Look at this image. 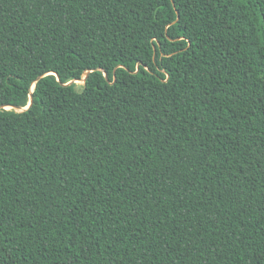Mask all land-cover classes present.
<instances>
[{"label":"trees","instance_id":"obj_1","mask_svg":"<svg viewBox=\"0 0 264 264\" xmlns=\"http://www.w3.org/2000/svg\"><path fill=\"white\" fill-rule=\"evenodd\" d=\"M0 264H264V0H0Z\"/></svg>","mask_w":264,"mask_h":264},{"label":"water","instance_id":"obj_2","mask_svg":"<svg viewBox=\"0 0 264 264\" xmlns=\"http://www.w3.org/2000/svg\"><path fill=\"white\" fill-rule=\"evenodd\" d=\"M89 73H90V71H86L85 74H84V77H83L82 79L75 80V82H77V81L83 82V81L88 77ZM104 75L106 76V73H104ZM71 82H72V81H71ZM71 82H69V83H71ZM31 104H32V98H31V96H30L29 103H28V105H27L26 107H24V108L17 107V106H15V107H16V109H18V110H25V109L28 108Z\"/></svg>","mask_w":264,"mask_h":264}]
</instances>
